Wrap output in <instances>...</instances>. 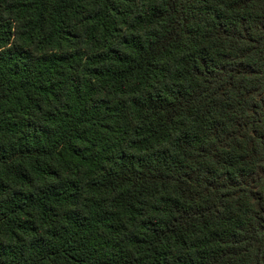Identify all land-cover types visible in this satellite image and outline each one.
<instances>
[{
	"label": "trees",
	"instance_id": "trees-1",
	"mask_svg": "<svg viewBox=\"0 0 264 264\" xmlns=\"http://www.w3.org/2000/svg\"><path fill=\"white\" fill-rule=\"evenodd\" d=\"M0 264H264V0H0Z\"/></svg>",
	"mask_w": 264,
	"mask_h": 264
}]
</instances>
